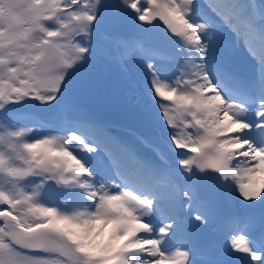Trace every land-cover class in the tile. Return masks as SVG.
<instances>
[{
	"label": "snow or ice",
	"instance_id": "6c2138e0",
	"mask_svg": "<svg viewBox=\"0 0 264 264\" xmlns=\"http://www.w3.org/2000/svg\"><path fill=\"white\" fill-rule=\"evenodd\" d=\"M0 264H264V0H0Z\"/></svg>",
	"mask_w": 264,
	"mask_h": 264
},
{
	"label": "rangeland",
	"instance_id": "374dc122",
	"mask_svg": "<svg viewBox=\"0 0 264 264\" xmlns=\"http://www.w3.org/2000/svg\"><path fill=\"white\" fill-rule=\"evenodd\" d=\"M158 23L159 28L164 29L166 31L165 26L162 22L154 21V24ZM153 35H157L156 30H154ZM243 72L246 75H253L254 69L250 64H247L243 68ZM123 102V98L119 95L106 97L103 95V93L96 97L86 98L84 100L85 104L91 105L93 108L99 110L101 114L109 115L113 119H118V115L115 111V106L119 103ZM50 200H52V197L49 195L48 197Z\"/></svg>",
	"mask_w": 264,
	"mask_h": 264
}]
</instances>
